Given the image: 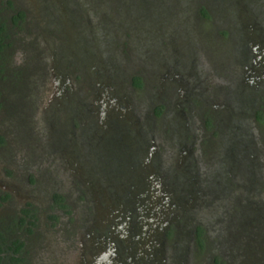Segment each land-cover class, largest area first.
Instances as JSON below:
<instances>
[{
	"label": "rangeland",
	"instance_id": "1",
	"mask_svg": "<svg viewBox=\"0 0 264 264\" xmlns=\"http://www.w3.org/2000/svg\"><path fill=\"white\" fill-rule=\"evenodd\" d=\"M0 8L23 13L0 52V223L32 208L24 264H95L94 222L148 184L174 202L159 264H264V0ZM245 205L250 243L228 231Z\"/></svg>",
	"mask_w": 264,
	"mask_h": 264
},
{
	"label": "flooded vegetation",
	"instance_id": "2",
	"mask_svg": "<svg viewBox=\"0 0 264 264\" xmlns=\"http://www.w3.org/2000/svg\"><path fill=\"white\" fill-rule=\"evenodd\" d=\"M98 120L99 118H97ZM100 124L104 126L102 121H100ZM148 188L151 189L142 191L144 201H142L143 204H140L141 208H138L139 213H141L140 216L138 209L134 207L133 194L122 208L116 207L113 214L105 215L106 217L101 216L98 222H94L100 231L94 236L93 241L98 246V252H100L98 261L95 264L97 262L98 264H159L162 262V259L164 260L162 258L164 251L162 243L170 234V229L168 231L164 230V217L169 214L166 205H172L174 202L169 195L170 191L163 190V193L156 194L157 191L152 189V184H148ZM59 194L64 198L61 193ZM5 199L0 200V202L5 201ZM22 207H24L25 212L20 210ZM126 207H129V209ZM125 208L126 210H124ZM243 209L246 215H243L241 221L235 225L236 230L232 233L234 226L230 227L228 231H230L231 235L236 236L237 240H244L246 243H250V241L255 240L254 237L257 233L254 228L255 226L251 224L256 223L258 226L259 222H255L254 218L248 216L250 211L248 206L245 205ZM131 211L133 212V218L129 213ZM12 212L14 213H10V215L3 213L4 223H0V231L7 238H17L21 242L18 252L20 258L18 261H12L6 257L2 264H24L22 261V251H25L26 241L22 232L24 227H21V225L24 220L26 221L29 218L27 213H33V211L30 207L19 206ZM13 214L16 216L22 215L23 221L20 224H11L10 219ZM250 220L252 221L251 223L249 222ZM201 231L202 228L200 226L195 227L194 238L198 247L202 245ZM176 232L177 230L173 231V234Z\"/></svg>",
	"mask_w": 264,
	"mask_h": 264
},
{
	"label": "trees",
	"instance_id": "3",
	"mask_svg": "<svg viewBox=\"0 0 264 264\" xmlns=\"http://www.w3.org/2000/svg\"><path fill=\"white\" fill-rule=\"evenodd\" d=\"M2 8H0V52L4 49V47L7 45V26L9 25V22L15 23L17 22L18 19H20L23 15L22 11H15L14 14L9 15V19H7V17L4 16L3 13H1ZM132 79V83L135 85H140V78L138 75H133L131 77ZM54 201L56 202V204L58 206L64 207L65 206V202L63 201L62 196L57 193L54 192L52 194ZM7 197V195H0V200H3ZM22 212H25L24 207H22L20 209ZM27 216H29L30 218H34V214L33 213H27ZM10 223L11 224H20L23 221V216L19 215L16 216L15 214H13L11 216L10 219ZM29 223H32L33 220L29 219L28 220ZM0 264H2V262L4 263V259L7 257L12 261H18L19 260V248L21 246V242L17 239V238H7L6 235H4L1 231H0Z\"/></svg>",
	"mask_w": 264,
	"mask_h": 264
},
{
	"label": "water",
	"instance_id": "4",
	"mask_svg": "<svg viewBox=\"0 0 264 264\" xmlns=\"http://www.w3.org/2000/svg\"><path fill=\"white\" fill-rule=\"evenodd\" d=\"M97 264H98V262H97Z\"/></svg>",
	"mask_w": 264,
	"mask_h": 264
}]
</instances>
